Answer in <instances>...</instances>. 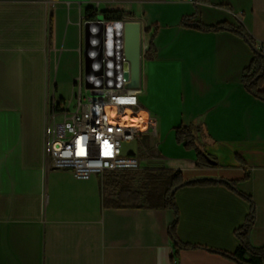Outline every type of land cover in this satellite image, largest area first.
<instances>
[{"label":"crops","instance_id":"crops-1","mask_svg":"<svg viewBox=\"0 0 264 264\" xmlns=\"http://www.w3.org/2000/svg\"><path fill=\"white\" fill-rule=\"evenodd\" d=\"M89 9L123 14L112 21L122 23L141 109L117 123L151 137L137 155L123 153L185 181L237 183L255 205L250 243L263 248L264 101L243 85L255 52L233 32L182 21L242 26L261 50L264 0H0V264H238L223 253L240 247L236 231L251 205L226 185L177 191V239L198 246L178 249L169 233L174 210L106 207L117 193L105 192L101 175L47 170L48 102L70 103L86 90ZM192 125L216 168H198L196 152L177 142L176 129Z\"/></svg>","mask_w":264,"mask_h":264},{"label":"built area","instance_id":"built-area-1","mask_svg":"<svg viewBox=\"0 0 264 264\" xmlns=\"http://www.w3.org/2000/svg\"><path fill=\"white\" fill-rule=\"evenodd\" d=\"M121 36L122 40L117 38L114 43L112 36L108 42V53L114 59H121V69H114L113 61L104 70V74L113 73L110 86L104 83L103 75V87L94 89L95 94L87 90V98L80 90L74 109L73 101L61 106L55 100L48 102L47 170H69L76 179L86 180L93 175L103 177L107 173L143 168L138 157L123 153L124 142L136 140L140 132L135 126L117 123L126 111L141 109L140 89L134 85V69L123 49V32ZM261 50L264 53V46ZM125 62L129 64L128 68L123 66ZM126 72L129 73L128 80L124 79ZM109 108L115 111L113 121L109 118ZM148 124L150 128L155 126L151 119Z\"/></svg>","mask_w":264,"mask_h":264},{"label":"trees","instance_id":"trees-1","mask_svg":"<svg viewBox=\"0 0 264 264\" xmlns=\"http://www.w3.org/2000/svg\"><path fill=\"white\" fill-rule=\"evenodd\" d=\"M206 1V0H200ZM92 19L96 16L93 10H88ZM105 18L109 20L121 21L123 14L120 12H105ZM182 25L188 28H194L206 32L230 31L244 38L255 52V58L251 65L245 70L243 75V85L245 89L264 101V53L257 46L255 40L241 26L236 28L227 23H221L215 26H204L201 23L192 22V18L187 17L182 21ZM127 26V24H126ZM130 27V26H129ZM53 19L50 18L49 37L52 36ZM152 48V47H151ZM61 106V103H60ZM200 129L194 125L180 126L176 129V140L184 145L188 150H194L197 155V167L202 169L216 168L218 166L215 158L211 157L204 150L199 138ZM141 190L134 189V178L131 173H107L104 175L105 190H112L117 193L116 199H106V207H153L172 209L176 213V220L171 225L169 233L171 239L175 242L178 249H194L198 246L184 245L177 239V225L179 221V212L176 203V193L179 189L187 186H215L226 185L245 198L251 205V211L243 227L236 231V236L240 241V247L234 254L223 253L227 258L238 264H264V247L255 248L250 243V234L255 224L256 211L255 205L250 197L240 193L237 190V183L231 181H217L214 178H200L185 181L181 172L173 170H142ZM178 187L174 193L173 190Z\"/></svg>","mask_w":264,"mask_h":264},{"label":"water","instance_id":"water-1","mask_svg":"<svg viewBox=\"0 0 264 264\" xmlns=\"http://www.w3.org/2000/svg\"><path fill=\"white\" fill-rule=\"evenodd\" d=\"M118 32V33H117ZM121 23L106 21L104 15H96L84 24V77L83 83L86 90L95 94L94 89L103 87L104 70L114 61V56L108 53V42L114 36V43L119 38L122 40ZM128 68L129 64H123ZM124 79H129V73L124 74ZM110 86L111 84H108ZM223 181V179H216ZM178 187L173 190L175 193Z\"/></svg>","mask_w":264,"mask_h":264},{"label":"rangeland","instance_id":"rangeland-1","mask_svg":"<svg viewBox=\"0 0 264 264\" xmlns=\"http://www.w3.org/2000/svg\"><path fill=\"white\" fill-rule=\"evenodd\" d=\"M134 47L132 48H130V46H129V44H126V48H125V51H126V53L128 52V51H131V53H133L134 52ZM71 97V95L69 96V98ZM87 98L88 97V93L86 92V90H84V98ZM76 103H77V100L75 99L74 101H73V109H74V107H75V105H76ZM59 119H61V118H59ZM150 136L149 135H144V134H142L141 136H140V138H137L136 140H134V141H130V142H124V144H123V148L125 149V148H127V149H129L130 150V153L131 154H135V155H137L138 154V152H139V149L141 148V145L143 144V145H148V142H149V140H150ZM125 155H129V154H125ZM145 168H141L140 170H135V171H123V172H118V173H121V174H124L125 172H128V173H131L132 174V176H133V178H134V184H133V186H134V189L135 190H141V182H142V175H141V173H142V170H144ZM103 178V185H104V176L102 177ZM104 189H105V187H104ZM105 192H106V190H105ZM110 192L111 193H115L116 194V192H114V191H112V190H110ZM117 197V196H116Z\"/></svg>","mask_w":264,"mask_h":264},{"label":"bare ground","instance_id":"bare-ground-1","mask_svg":"<svg viewBox=\"0 0 264 264\" xmlns=\"http://www.w3.org/2000/svg\"><path fill=\"white\" fill-rule=\"evenodd\" d=\"M114 69H121V59H114ZM104 83H113V73L104 74ZM109 118L111 121L115 118V111L113 108L108 109ZM124 123L129 122L131 115L130 113L124 116Z\"/></svg>","mask_w":264,"mask_h":264},{"label":"flooded vegetation","instance_id":"flooded-vegetation-1","mask_svg":"<svg viewBox=\"0 0 264 264\" xmlns=\"http://www.w3.org/2000/svg\"><path fill=\"white\" fill-rule=\"evenodd\" d=\"M91 20H92V19H91ZM105 20H106V21H112V20H109V19H107V18H105Z\"/></svg>","mask_w":264,"mask_h":264}]
</instances>
